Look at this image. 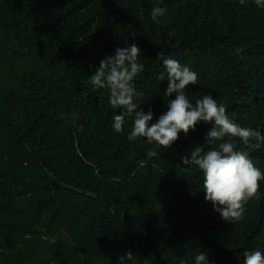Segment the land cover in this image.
I'll return each instance as SVG.
<instances>
[{"label":"trees","instance_id":"16d2710c","mask_svg":"<svg viewBox=\"0 0 264 264\" xmlns=\"http://www.w3.org/2000/svg\"><path fill=\"white\" fill-rule=\"evenodd\" d=\"M154 6L166 9L160 23ZM132 43L149 126L176 98L164 94L163 52L198 73L185 89L192 103L211 94L264 134V7L254 0H0V264H195L202 251L209 264H244L245 251L264 253V180L232 223L206 201L201 170L183 165L197 145L216 146L205 141L212 123L169 149L130 141L132 118L114 131L121 110L89 80ZM236 142L264 173V146Z\"/></svg>","mask_w":264,"mask_h":264},{"label":"clouds","instance_id":"9594fccd","mask_svg":"<svg viewBox=\"0 0 264 264\" xmlns=\"http://www.w3.org/2000/svg\"><path fill=\"white\" fill-rule=\"evenodd\" d=\"M240 3L243 5L245 0ZM254 3L257 7H264V0H254ZM150 15L153 21L160 23L158 18L166 15V9L154 6ZM141 54L142 49L135 43L127 48H117L114 56L100 61L90 77L89 83L95 89L108 91L112 108L121 110L113 116L114 131L123 133L126 118H132L133 126L128 133L130 141L145 138L149 145L169 149L181 131L187 134L201 121L212 123L205 141L207 145L216 146L205 151L204 146L197 145L182 162L201 170L205 199L213 204L214 210L226 221H239L245 214V205L252 199H260V181L264 180V173L255 166L248 151L238 148L236 141L238 138L249 149L259 150L264 146V134L230 119L225 105L218 104L211 94L192 103L186 97L185 89L198 83V73L176 59L166 58L163 52L158 53V58L163 61L167 74L164 94L168 98L175 94L176 98L168 101V110L149 126L154 113L151 108L147 112L143 110L140 99L143 94L133 83L144 71ZM158 79L164 81L165 74L161 73ZM147 156L156 157L157 151L149 150ZM126 256L132 259L133 253L129 251ZM243 256L244 264H264V253L259 250L245 251ZM195 264H209L207 253H198Z\"/></svg>","mask_w":264,"mask_h":264}]
</instances>
